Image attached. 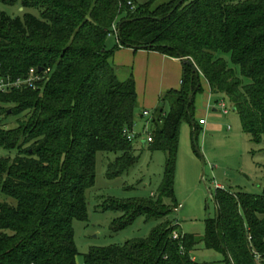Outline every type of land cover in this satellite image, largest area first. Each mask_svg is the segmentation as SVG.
Returning <instances> with one entry per match:
<instances>
[{"label":"trees","instance_id":"obj_1","mask_svg":"<svg viewBox=\"0 0 264 264\" xmlns=\"http://www.w3.org/2000/svg\"><path fill=\"white\" fill-rule=\"evenodd\" d=\"M0 3L37 13L0 12V78L39 68L45 77L35 91L0 93V115L16 118L11 130L0 126V149L15 153L0 159V194L14 204L0 202V264H76L72 224L87 220L96 154L115 155L108 180L136 163L135 140L123 133L135 120V82L132 75L120 81L111 64L106 40L113 27L117 48L190 60L211 94L228 100L251 143L264 140V0ZM201 92L199 76L183 65L180 89L158 100L147 143L165 156L157 199L104 204L122 215L118 229L138 217L158 224L144 238L91 247L83 264H197L192 252L199 244L221 254L225 264H264V190L252 195L217 188L216 217L205 222L203 236L182 234L169 217L179 207L173 195L179 128L187 121L196 136L194 98Z\"/></svg>","mask_w":264,"mask_h":264},{"label":"rangeland","instance_id":"obj_2","mask_svg":"<svg viewBox=\"0 0 264 264\" xmlns=\"http://www.w3.org/2000/svg\"><path fill=\"white\" fill-rule=\"evenodd\" d=\"M148 0H135L143 4ZM170 0H157L156 4L166 3ZM0 12L11 17H21L23 13L37 16L35 11H24L18 7H10L0 3ZM117 37L113 31L107 37L106 47L112 50V56L118 51ZM228 61V58L224 56ZM128 67V69L126 68ZM126 68V69H125ZM134 77L132 66L121 67ZM118 71V69H116ZM131 71V72H130ZM118 78L123 79L124 73L118 72ZM199 83L202 92L195 97L200 101L199 108H203L207 94L204 78L199 74ZM207 90V89H206ZM208 92V91H207ZM140 95V92H138ZM210 96V95H209ZM212 106L216 113L208 111L210 116L204 115V110H198L195 103L193 121L197 125L200 118L206 126L200 125L197 134L193 137L190 123L183 121L179 128L176 151L173 195L177 205L181 208L169 217L178 225L182 234L203 236L205 222L216 217L214 196L216 189L222 187L227 192H241L252 195H261L264 190V140L253 144L241 127L239 116L233 111L228 100L221 95L210 96ZM221 101L227 106V115L217 108ZM202 105V107H201ZM6 108V107H5ZM157 108V107H156ZM156 108H142L137 105L136 116L146 109L149 117L134 120L132 131L141 140L152 131L150 120ZM164 111H168L165 106ZM197 111H200L197 114ZM10 112V111H9ZM218 125V129L209 131V126ZM0 126L4 130H11L16 126L15 117L0 115ZM3 153L2 158L14 157ZM136 163L121 176L108 180L107 166L114 161L115 155L97 153L95 156V184L86 192L88 201L87 220L74 221V242L78 252L76 264H83V255L91 247H108L122 245L125 242L149 235L158 224L157 221H145L143 217L136 218L129 226L118 229V212L105 210L104 204L110 198L115 200H155L163 179L165 156L162 152H151L147 147L136 149ZM0 202L13 204L0 194ZM165 204H169L168 201ZM14 205V204H13ZM197 264H225L223 256L214 251L206 250L199 244L192 252Z\"/></svg>","mask_w":264,"mask_h":264},{"label":"crops","instance_id":"obj_3","mask_svg":"<svg viewBox=\"0 0 264 264\" xmlns=\"http://www.w3.org/2000/svg\"><path fill=\"white\" fill-rule=\"evenodd\" d=\"M118 51L119 52H116L115 55L112 56L111 64L115 69H118L117 73H124L125 77L123 76V79L118 78L120 81L127 79V75L129 74L127 71L121 69V67L123 65L126 66V64L132 66L135 77L134 82L137 105L142 106V108H156L161 95H163L167 91H178L180 89L183 77V64L180 59L169 57L154 51H134L132 49L122 47H118ZM126 68L128 69V67ZM138 92H140V95H138ZM204 92L207 94V96L205 102L202 104L203 108H199L200 101L198 102L197 98H194V113L195 103L197 102L199 108L198 110L202 109L201 111L204 110V115L210 116V113L208 111L212 110L211 112L216 113L217 110L212 106L210 96H212L213 94H211V92L209 91L207 84L205 86V90H203V93ZM144 110L146 109H143V111ZM143 111L138 113V117L136 116V113L135 119L136 117L137 119H139V117L143 119V117L141 116V113ZM199 112L200 111H197V114ZM201 120L203 119L200 118L198 123ZM202 125L206 126V122ZM209 127V131L218 129V125L216 124H212V126ZM136 136L137 137L133 142L135 149L147 147L146 138H143V140H141L138 135ZM220 188L222 189V187ZM193 260L196 261L194 257Z\"/></svg>","mask_w":264,"mask_h":264},{"label":"built area","instance_id":"obj_4","mask_svg":"<svg viewBox=\"0 0 264 264\" xmlns=\"http://www.w3.org/2000/svg\"><path fill=\"white\" fill-rule=\"evenodd\" d=\"M128 5L131 7L132 10L134 9V6L131 3H128ZM113 32L115 35H117V30L115 27H113ZM46 73L47 72H45L44 75H46ZM44 80L45 77H43V72L39 73L35 69H30L28 73L22 78H16V79H12L10 77L0 78V93H7L12 90H21V89H31L35 91L39 89V84L42 83ZM217 107L222 111L224 115H227L228 111L225 102L221 101L219 104H217ZM141 116L147 118L149 117V112L144 110L141 113ZM199 124L200 125L204 124V121L201 120ZM123 133L125 138L129 142L134 141L137 137L132 130L126 129L124 130ZM150 142H151V137L150 134L147 132L146 143H150ZM2 157H3V153L2 150L0 149V159ZM180 208L181 206L179 205V207L175 210V212L178 211V209ZM172 238L176 240L179 238V236L177 233L174 232L172 234Z\"/></svg>","mask_w":264,"mask_h":264},{"label":"water","instance_id":"obj_5","mask_svg":"<svg viewBox=\"0 0 264 264\" xmlns=\"http://www.w3.org/2000/svg\"><path fill=\"white\" fill-rule=\"evenodd\" d=\"M21 10V9H20ZM182 61V64L183 65H187L191 68L192 72L198 77L199 76V71L198 69L196 68V66L188 59H180ZM38 72H42V68H39L38 69ZM191 96L188 98V102L191 103ZM234 111V110H233Z\"/></svg>","mask_w":264,"mask_h":264}]
</instances>
